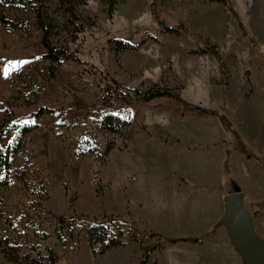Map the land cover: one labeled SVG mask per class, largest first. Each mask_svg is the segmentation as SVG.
<instances>
[{
    "label": "rangeland",
    "instance_id": "374dc122",
    "mask_svg": "<svg viewBox=\"0 0 264 264\" xmlns=\"http://www.w3.org/2000/svg\"><path fill=\"white\" fill-rule=\"evenodd\" d=\"M228 2L245 33L224 6L209 0H123L111 18L102 0H87L78 13L95 25L70 44L81 63L53 66L42 58V35L33 19L28 35L0 26V153L11 164L10 186L0 187V243L9 239L23 264L45 263L49 250L56 264H141L145 252L148 264L206 263L199 244L168 241L203 242L205 235L196 234L202 222L188 220L203 215L199 192H189L191 182L176 174L162 183L159 203L147 204L141 177L160 176L157 170L174 163L173 155L181 162L196 155L205 165L207 153L224 146L233 161L241 160L234 136L216 118L168 98L132 107L118 102L106 112L130 121L134 130L133 142L121 150L125 137L103 133V112L93 109L103 101L106 75L126 88L166 87L225 115L261 162L244 160L264 165V0ZM46 4L57 18V0ZM54 34L53 43L62 46L65 33ZM148 36L157 41L133 52L118 53L110 43L139 45ZM208 45L221 54L225 75L213 56L193 54ZM41 109L50 112L37 117ZM109 142L115 148L107 155ZM89 148H98L100 157L83 154ZM227 186V195L240 189L233 177ZM104 218L112 236L124 232L126 246L94 257L89 223ZM60 219L63 243L57 238ZM255 219L264 234V213ZM0 264L13 263L0 253Z\"/></svg>",
    "mask_w": 264,
    "mask_h": 264
},
{
    "label": "trees",
    "instance_id": "16d2710c",
    "mask_svg": "<svg viewBox=\"0 0 264 264\" xmlns=\"http://www.w3.org/2000/svg\"><path fill=\"white\" fill-rule=\"evenodd\" d=\"M123 0H102L106 7V13L111 18L116 11L117 6ZM211 3L224 6L229 13L238 21L240 28L245 33L242 23L239 21L237 13L230 6L228 0H209ZM87 0H57L58 3V17L54 18L50 13L49 7H47L46 0H0V26L8 30H18L28 35L32 28L31 19L34 21V26L40 31L42 35L41 45L44 49L42 58L51 63V65L61 64L63 62L81 63L80 59L75 53L70 51V44L75 43L79 37L85 34L90 27L95 24L90 19L81 18L78 9L86 5ZM62 31L65 33V43L55 45L52 41L54 32ZM164 33L178 34L179 31L173 28H165ZM148 40L157 41V38L148 36L139 45H134L124 40H113L110 43L114 45L116 52H133L137 51ZM196 55H211L220 62L221 73L225 75L226 64L224 63L221 54L215 46L208 45L206 48L193 52ZM52 73L54 68L52 67ZM104 80V98L102 103L94 108V111H102L103 116L99 123V128L103 133L114 135L118 138L125 137L123 147L121 150H127L129 145L134 139V130L130 121L123 119L122 117L113 113H107L106 110H110L116 107L118 102L132 107L139 103H150L157 99L168 98L184 107L194 111H198L204 115L216 118L222 128L230 132L235 138V149L246 156L247 159L258 158L248 149L246 144L241 140L239 134L233 129V125L230 120L217 111L209 110L201 106H196L188 103L181 95L169 88L159 85L152 86L146 90H139L135 88L123 87L119 82L112 79L109 75L103 77ZM50 112L47 109H41L37 117H41ZM30 132L29 130H24ZM115 148V142H109L105 153L108 155ZM98 148H89L85 153L95 154L96 157H100V153L97 152ZM10 158L8 155L0 153V187L8 188L10 186ZM233 188V187H232ZM108 218L104 220L95 219L89 223L90 227L87 233L88 245L94 255V257L102 256L110 250L126 246L124 241L125 234L119 231L118 234L112 236L110 234L109 227L105 224ZM65 226V220L60 219L57 238L60 242L63 241L62 231ZM171 244L177 243H193L200 244L202 239L197 238H181V239H169ZM4 246L0 243V253L13 264H23V258L18 253L11 252L14 250V246L11 245L9 239L3 240ZM63 243V242H62ZM153 248L152 250H154ZM144 259L141 264H148L147 252L144 253ZM57 257L53 250L48 251V257L45 259V263L35 262L32 264H56Z\"/></svg>",
    "mask_w": 264,
    "mask_h": 264
},
{
    "label": "crops",
    "instance_id": "0c3cea01",
    "mask_svg": "<svg viewBox=\"0 0 264 264\" xmlns=\"http://www.w3.org/2000/svg\"><path fill=\"white\" fill-rule=\"evenodd\" d=\"M230 150L229 147L224 146V148H218L216 151L207 153L209 159L205 165L198 164L196 155L190 154L184 157L183 162H181V157L173 155L174 161L172 160V162L174 163L157 170L158 174H161L160 176L148 175L144 178L141 177L142 190L148 192L146 196H143L145 197L143 201L147 204L159 203L162 196V183L166 177L175 178L176 174L182 175L191 182L192 186H188L189 192L194 193L196 190L199 192V198L204 206V211L201 212L203 215L193 216L196 218L191 216L188 220L191 219L190 221H192V219H195L194 221L199 220L202 222L200 228L202 232L196 234L205 236L203 242L196 247L205 249V264H243L242 256L237 254L232 247L225 228L218 225L225 214L224 198L228 194L227 181L229 177H233L242 190L244 204L254 216L256 232L264 240V234L259 231L255 219L256 213H264V165L258 164L259 167L257 168V166L248 161L250 159L244 160L247 159L246 156L239 153L236 149L243 158L233 161ZM255 156L258 158L257 161L261 162L260 157ZM175 161L178 163H175ZM197 168H200V173L196 171ZM135 175L137 176V174ZM194 177L199 178V180L195 182ZM136 180L139 183V176ZM156 180L158 182H155ZM230 188H232L231 184L229 185ZM203 197L205 198L203 199ZM251 205L254 206L253 209ZM208 254L209 258H207ZM218 256L221 257L220 260L217 259Z\"/></svg>",
    "mask_w": 264,
    "mask_h": 264
},
{
    "label": "water",
    "instance_id": "95a60500",
    "mask_svg": "<svg viewBox=\"0 0 264 264\" xmlns=\"http://www.w3.org/2000/svg\"><path fill=\"white\" fill-rule=\"evenodd\" d=\"M225 214L219 226L225 228L228 239L243 264H264V240L257 234L254 216L244 204L240 189L227 195Z\"/></svg>",
    "mask_w": 264,
    "mask_h": 264
}]
</instances>
